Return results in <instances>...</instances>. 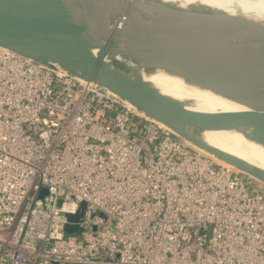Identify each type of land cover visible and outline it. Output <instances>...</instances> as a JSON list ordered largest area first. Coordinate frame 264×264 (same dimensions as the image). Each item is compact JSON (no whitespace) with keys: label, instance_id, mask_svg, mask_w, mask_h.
<instances>
[{"label":"built area","instance_id":"1","mask_svg":"<svg viewBox=\"0 0 264 264\" xmlns=\"http://www.w3.org/2000/svg\"><path fill=\"white\" fill-rule=\"evenodd\" d=\"M0 264H264V184L0 47Z\"/></svg>","mask_w":264,"mask_h":264},{"label":"water","instance_id":"2","mask_svg":"<svg viewBox=\"0 0 264 264\" xmlns=\"http://www.w3.org/2000/svg\"><path fill=\"white\" fill-rule=\"evenodd\" d=\"M0 47L122 98L182 139L264 184V169L199 138L223 127L264 146V23L166 0H0ZM156 68L249 107L199 112L142 79ZM84 203L74 214L75 222ZM64 230L78 233L73 223Z\"/></svg>","mask_w":264,"mask_h":264},{"label":"bare ground","instance_id":"3","mask_svg":"<svg viewBox=\"0 0 264 264\" xmlns=\"http://www.w3.org/2000/svg\"><path fill=\"white\" fill-rule=\"evenodd\" d=\"M166 1L181 8L196 6L197 4L204 5L222 10L230 15H242L264 23V18L262 17L252 18L250 14L253 13L251 11L249 12V9H252L253 5H248L245 0ZM249 1L264 7V0ZM138 74L142 79L151 83L165 95L180 102H185L186 104L183 105V108L188 110L199 112L220 111L242 115H249L253 112L242 103L229 99L207 88L188 83L181 77L169 74L162 69L156 68L150 72H146L140 68L138 69ZM195 134L204 141L264 169V146L261 143L245 138L238 131L219 127L199 130Z\"/></svg>","mask_w":264,"mask_h":264},{"label":"rangeland","instance_id":"4","mask_svg":"<svg viewBox=\"0 0 264 264\" xmlns=\"http://www.w3.org/2000/svg\"><path fill=\"white\" fill-rule=\"evenodd\" d=\"M245 1H246V3L248 5H253V8L252 9H249V12L251 11L253 13V14H250L252 16V18H258V17L264 18V7H262L260 5H256L255 3H253V2H251L249 0H245ZM243 13H246V12H243Z\"/></svg>","mask_w":264,"mask_h":264}]
</instances>
